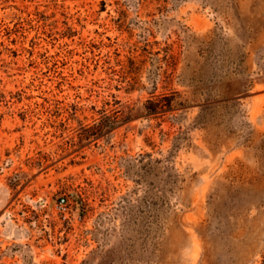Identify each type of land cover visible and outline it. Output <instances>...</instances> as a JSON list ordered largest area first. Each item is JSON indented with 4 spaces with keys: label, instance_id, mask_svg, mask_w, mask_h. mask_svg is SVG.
Instances as JSON below:
<instances>
[{
    "label": "rangeland",
    "instance_id": "374dc122",
    "mask_svg": "<svg viewBox=\"0 0 264 264\" xmlns=\"http://www.w3.org/2000/svg\"><path fill=\"white\" fill-rule=\"evenodd\" d=\"M0 264H264V0H0Z\"/></svg>",
    "mask_w": 264,
    "mask_h": 264
},
{
    "label": "built area",
    "instance_id": "2783aa9c",
    "mask_svg": "<svg viewBox=\"0 0 264 264\" xmlns=\"http://www.w3.org/2000/svg\"><path fill=\"white\" fill-rule=\"evenodd\" d=\"M64 202H65V198L64 197H59L58 204L61 206Z\"/></svg>",
    "mask_w": 264,
    "mask_h": 264
}]
</instances>
